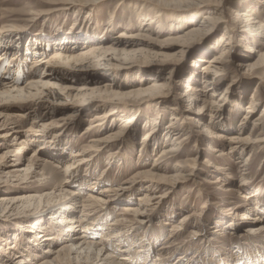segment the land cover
Masks as SVG:
<instances>
[{
  "label": "rangeland",
  "instance_id": "obj_1",
  "mask_svg": "<svg viewBox=\"0 0 264 264\" xmlns=\"http://www.w3.org/2000/svg\"><path fill=\"white\" fill-rule=\"evenodd\" d=\"M148 1L153 3L146 4L152 12L138 24L135 15L139 0H103L95 5L94 0H0V30L6 29L4 33L10 36L17 30L22 35L20 42H15L20 54L12 61L10 55L1 60L0 79H21L27 85L31 79L44 77L50 64L39 63L33 68V49L36 58L39 51H46L44 58L65 39L64 44L74 45L78 54L89 40L105 35L116 39L123 29L119 27H125L129 20L135 29L126 32L138 31L155 20L157 0ZM163 1L170 4L162 12V26L153 27L163 33H149L150 37L137 46L144 48L138 56L125 60L112 54L100 64L92 63L95 60L72 66L52 64L60 69L56 73L61 78L54 80L57 84L94 90L108 85L113 95L84 101L78 94L83 92L73 91L70 98L57 88L43 90L44 94L25 103L13 100L2 104L0 155L5 158L0 161V198L7 200L3 208L0 206V261L21 264L14 257L19 251L31 255L32 261L33 254L38 253L53 259L54 254H42L45 245L35 244L44 227L57 240L64 235L54 229V215H46L45 210L53 205L56 210L68 207L72 194L79 192L74 216L83 221L88 231L85 234L100 243L99 247L107 246L111 256L129 254L128 264H264V65L257 71L248 68L257 56L245 50L250 42L244 45L235 35L234 14L245 10V0H198L178 5L177 0ZM208 8H213V17L223 21L216 23L212 32L207 26L187 42L169 41L170 23L176 24L177 33H184L196 24L201 26ZM260 11L264 23V9ZM108 12L116 16L111 27ZM74 19L77 24L70 30ZM58 26L62 33L70 32L60 35L59 42L54 37ZM31 37L38 42L29 45ZM225 47L222 74L217 77L202 72L206 62L200 59L220 54ZM118 60L127 70L107 67L108 61ZM206 74L213 80L204 88ZM155 81L161 88L140 94L135 91ZM189 84L200 86L207 102L216 101L212 113L198 112L203 100L182 96ZM22 106L29 112L18 124L22 131L32 123L53 128L46 129L42 138H35L40 143L33 142L34 135L28 131L27 137H2ZM248 106H252L253 114L246 115ZM125 119L130 122L122 127ZM171 122L175 123L171 137L179 133L186 140L176 152L178 156L159 158ZM60 125L62 129L56 127ZM152 129L155 135L141 144L143 135ZM111 133L118 139L98 152L87 150L91 141ZM83 158L85 163L81 164ZM66 164H71V186L60 191L57 184L66 176ZM139 171L154 172L167 180L144 186L140 184L144 177L133 178ZM40 195V199L31 198ZM91 195L107 199L108 204L81 210L80 202L90 200ZM27 197L30 202L24 200ZM244 216L250 220H243ZM74 233L77 237L84 234L78 230ZM12 245L19 251L6 250ZM62 258L59 264H72L68 257ZM83 262L78 260L77 264Z\"/></svg>",
  "mask_w": 264,
  "mask_h": 264
},
{
  "label": "bare ground",
  "instance_id": "obj_2",
  "mask_svg": "<svg viewBox=\"0 0 264 264\" xmlns=\"http://www.w3.org/2000/svg\"><path fill=\"white\" fill-rule=\"evenodd\" d=\"M100 1H103V0H94V2H95L94 5L99 4ZM139 1H140L139 6H138L139 8L137 9L136 15H135V17H136L135 19H136V22H138V24H140L142 22L141 19H143V17H145V16L147 17L149 15L148 13L152 9L151 7L149 8L146 4H149V5L153 4L152 2H149L148 0H139ZM177 1H175V2L178 5L181 3H191V2L198 1V0H177ZM155 2H156L154 5L155 10H156L155 14H154L155 20L151 21L147 24H144V26L140 27V29L138 31L136 30L134 32H126L128 30L135 29L133 26L134 25L133 21L129 20L125 27H122V26L119 27V28H123V29L121 30V32H119V35L116 37V39H114V38L110 39V37L108 35H105L102 38H97V40H94V39L89 40V41L85 42L86 45H84L82 47V50L80 52H78V54L74 53V50L76 49V47L74 45L70 47L68 43L64 44L66 41L65 39L62 40L63 43H58V45H55L52 47L53 52H52V54L48 55L49 57L46 56L43 58V55L46 54V51H39L38 54H40L41 58L40 57L36 58L34 55V53L36 54V52H34L35 50L33 49L32 53H31L32 54L31 55V58H32L31 64H32L33 68L39 67L40 66L39 63L40 64L47 63L48 65L50 64L46 74L44 75V77L31 79L30 82L27 83V85L21 83V79H17V80L6 79V78L0 79V108H4L2 104H6L7 102H10L13 100H18L19 102L23 101L25 103L27 101L34 100L35 98L37 99V97L39 95L44 94L43 90H47V89L59 88L60 91L63 93L62 95H64V94L68 95L70 98L72 96L73 91L78 90L80 92H83V93H78V94H81L80 96L83 98V100L86 99V101L87 100L89 101V99L96 98L97 95L99 96V95H104L107 93H110L113 95V93H111V92H113L114 90L110 91L109 90L110 88L108 89V85H105L104 88L102 87L103 90L102 89H95L94 90L93 88H95V87H93V88L90 87V89H87V88H84L82 86L83 88L78 87L79 89H75V88H73V86L70 87V86H62V85L57 84V82H55L54 80L61 78L56 73V71H59L60 69H58L59 66L54 67L56 64H54V66L52 64L53 63H59V64L62 63L64 65L72 66V64L85 63L88 60H90V61L95 60L92 63L97 62L96 64H100L101 61H104L105 58H107L108 56H110L112 54L113 55L116 54V55H118V57L123 56L124 59L126 60V59H130L129 57H131V56H135V55L138 56L139 55L138 53H143L144 48H137V46L140 45V42L142 40L148 39L150 37L149 33H155V34L156 33H163V32H160V30L158 31V29H155L153 27H154V25H157V28L162 26V21H161L162 20L161 19L162 18V12L170 4V3L166 4L165 1H163V0H157ZM199 2H202V0H200ZM171 3H172V1H171ZM243 3L245 5V10H243L242 12H235L233 22L236 25L233 28L235 30V35L239 36V40L240 41L242 40L241 42H243L244 45L248 42L251 43L250 44L251 46H249V44L245 46V50L250 55L251 54L256 55L257 59L254 62V64L253 63H252V65L249 64L248 68L249 69L255 68V70L257 71V70H259V68H261V66L264 65V51H263L264 50V23H263V20H261V11H260L261 9H262V11L264 9L263 8L264 0L262 3L263 5H261V0H245ZM215 4H217V3H215ZM221 5H223V4H221ZM95 7L99 9V6H95ZM254 7H258V9H255ZM254 9H255V13H254ZM217 11L218 10H216V12ZM64 12H66V11H64ZM207 12L208 13L203 17L204 21L201 22L202 23L201 26L198 24H196V25L194 24L195 26H192L191 28H189L184 33H177L176 29H175L176 24L170 23V28L173 31L170 30V32H172V33L170 34L169 41H174V42L177 41V42H181V43L187 42L191 38H194V37L201 35L206 30L207 26H208V29L210 28V32H212V29L215 27L216 23H218V22L222 23L223 21L221 18H215L216 16L215 17L212 16L211 12L212 13L214 12L213 8H212V10L210 8H208ZM90 13H92V12L90 11ZM223 14L224 13H222V10H221V15H223ZM107 16L109 19L108 25H109V27H111V25L116 20L115 19L116 16H115L114 12H108ZM87 18L91 19L90 16ZM76 21H77V19L73 20V22L71 24L72 26L70 27V30L75 28V25L77 24V23L75 24ZM61 22L65 23V21H61ZM83 26H85V25H83ZM178 26H179V24H178ZM89 27H92V26L90 25ZM95 27L99 28V25L96 24ZM59 29H61V30H59ZM77 29H78V27H77ZM5 30L6 29L0 30V63H1V60L8 55H10L9 59H10V61H12L15 58V54L16 55L20 54L19 49L16 48L18 46L16 45L15 42L19 43L20 42L19 38L22 35H20L19 32L17 33V30H14L16 34H14L12 36H10V34L6 35L4 32H7V31H5ZM57 32H59V34H57ZM57 32L54 33V34H56L54 37H55L56 41H58V42L60 39V35L70 34L69 31L66 33H62L63 31H62L61 27L58 28ZM224 37H225V34L221 35L219 37V40H217L216 45H219ZM38 40L39 39H35V38L31 37L28 39L27 42H30L29 45H33V44H36L38 42ZM75 40H78V39H75ZM254 44H256L258 47H255ZM228 45H229V43L225 44V46H228ZM63 50L66 52L64 53ZM68 50H70V51L68 52ZM71 50H73V51H71ZM11 52H13V53L11 54ZM226 53H227V48L225 47L223 50H221L220 54H216L210 58H201L200 59L201 61L204 60V62H206V64L202 67V72H206V73L212 72V73H215L217 77L220 76L222 74V72L224 71V69H223L224 64L223 63H225L224 61H225ZM67 54L69 56H67ZM47 57H48V59H47ZM40 59H42V60H40ZM124 65H126V64L121 60L115 61V63H112V61L111 62L108 61L107 67H109L111 70H114V71L127 70V68H125L126 66H124ZM64 67L65 66L60 67V68H64ZM206 78H207V82L204 83V84H206L205 85L206 87H204V88H207L209 86L208 82H210V84H211L212 80H213L212 79L213 77H211L210 75H207ZM159 88H161V85H159L155 81L151 85H149L145 88H140L139 90H135V91L139 92V94H140V93L148 92L151 90H156ZM198 92H202V93L200 94ZM204 93H206V92L203 91V89H201L200 86L195 87V86L189 84V85H187V89L182 96L185 98L186 97L194 98L195 101L203 100V105L198 108V112H200L201 114L212 113L215 110L214 105L216 104V101L213 99L211 102L210 101L207 102V100H205L203 98L204 95H206ZM110 94H109V96H110ZM115 96H116V94H115ZM99 97L102 98L101 96H99ZM99 97H97V98H99ZM103 99H100V101L105 102V101H103ZM111 99H113V98H111ZM113 100H115V99H113ZM252 105H253V103H252ZM20 109H21V111L16 113L13 117L14 120H12L13 123L11 124V127H9V125H8L9 128H8L7 132H5V134L2 135V137L4 139L6 137H11V136L13 137L12 139H15L18 135H22V136L24 135V137L25 136L27 137V131H28V133H32L34 135L33 142H36V143L39 142L40 143L41 140L35 139V138H42L44 136L43 133L45 132L46 129H49L50 131H52L51 129H53V128L47 127L45 124L35 125L32 123L31 126L26 131H22L23 130V129L21 130L22 125L19 126L18 124L22 123L23 119L28 118L29 112H28L27 108H24V106L20 107ZM251 113L253 114L252 106H248L247 110H246V115H249ZM97 118H100V117H97ZM175 118L176 117H172L171 120H176ZM244 119H247V118L245 117ZM129 122H130V119H125L122 123V125H123L122 127H125L124 123L127 124ZM61 125L56 126V127L61 128ZM174 125H175L174 122H171L168 125V129H170V130L164 136L166 138V140H165L166 142L164 143V147L158 153L159 158H163V157H168V158L173 157L174 158V157L178 156L176 154V152L178 150H180L182 143H184V141L186 140V136L182 137L179 133H177L171 137L172 132L175 130ZM33 128L36 130L32 131ZM154 135H155V133L153 132V129L151 131L146 132L143 135V139L141 141V144L145 143L148 139H150ZM116 136H117L116 133H114V134L111 133V134H108L107 136H105L103 138L93 140V141H91L90 146L88 147L87 150H92L94 152H98L100 149L104 148V146H108L111 142H114L115 140H117L118 138H116ZM171 139H173V142H171ZM20 143L25 144L22 139H20ZM19 146H20V144H19ZM168 146H170V147H168ZM235 148H238V147L236 146ZM240 148H242V147L240 146ZM41 153L44 155L46 154L43 151ZM87 153H88V151H87ZM47 154H49V152H47ZM83 154H81L82 155L81 157L85 156ZM3 156L4 155H2V154L0 155V161H1V159L5 158ZM77 156H79V155L78 154L73 155V157H77ZM158 159H156V160L158 161ZM80 163L81 164L85 163V159L83 158V161H80ZM70 166H71V164H69V165L66 164L65 169H64L65 172H63L66 176H64L63 180L57 184V188L60 189V191H63L64 187L71 186L69 178H68L70 175V171H69ZM27 170H29V169H24L25 172H27ZM68 171H69V173H67ZM174 176H176V175H174ZM179 176L182 177L181 175H179ZM141 177L142 178L144 177L145 182L141 183L139 180H138V182H140V184H142L144 186L146 185L147 182H150V184L159 185L160 182H163V181L165 182V180H167L165 177L158 176L157 174H154V172H150V171H146V172L139 171V172H136L135 175L133 176V178H137V179H141ZM180 177H178V179ZM169 180H171V179H169ZM177 182H179V181H177ZM63 184H65V186H63ZM103 192H107V191H103ZM70 194H72V193H70ZM72 196H74L73 199H70L69 203L66 204V205H68V207L65 206L66 208H64V206H63V208L59 207L56 210L54 208L55 206L53 205V206H51L45 210L46 215L47 214L54 215L52 217V219L54 220V223H52V224H54V229H56L57 231L61 230L62 232H64V235L62 237H60L59 240H57V238L55 239L54 234L53 233L48 234L49 230L45 229V227H44V230L40 232L41 234L39 233L36 236V239L38 240V243L37 242L35 243L36 246H44L45 245V249L42 250V254H54L55 257L53 259L49 260L47 256H44V255L41 256L38 253V254H33V260L34 261H32V259L29 260V257L31 255H25L24 256L23 253H21L19 251V249L16 247V245L8 246V248H6V250H15V249L18 250L19 251L18 256H14V257L17 258L21 264H59L61 262V260L63 259L62 257H65V256L69 258V260H70V262H72V264H75V263L77 264L78 260L79 261L84 260L83 263H85V264H128V261L130 258H128L127 256L129 254L121 255L120 258L119 257L116 258L114 256H111V254L108 253L109 250H108L107 246L99 247L98 244H100V243L92 242L93 239L90 240V237H89L90 235L88 236L87 234H85V232L87 233L88 231L83 228V226H82L83 221L79 220L77 218V216L76 217L74 216V214H75V206L74 205L76 204L75 202H77V200H78L79 192L72 194ZM33 197L34 198L37 197L40 199L42 197V195L32 196L31 198H33ZM89 198H90V200L87 199V200L80 202L79 207L82 208L81 210H85V209L87 210L88 208H91L92 206H94V204L97 206H100V205L102 206L104 204H108L107 199H104L102 197H94L91 195V196H89ZM142 199L144 200L145 196ZM142 199H139V201ZM6 200L7 199H5V198H2V197L0 198L1 208H3V206L5 205ZM24 200H26L27 202H30V198H28V197H27V199L25 198ZM12 201H10V202H12ZM38 202H40V200ZM128 211H132L135 213V212H138V209L137 208L136 209L129 208ZM242 219L243 220L244 219L250 220L249 216H246V217L244 216V217H242ZM81 228H83V230H81ZM76 230H78L79 232L81 231V233H84V234L79 235L77 237L76 236L77 234L74 233ZM28 233L31 234L32 231L30 230ZM59 243H61L62 246L60 244L58 246V248L56 247L57 249L54 250L53 246H55V245L57 246ZM10 254H12V252H10ZM34 257L35 258L40 257V258L38 260L36 258V260H35ZM5 260H8V259H4L3 261H0V264H7L8 261L5 263L4 262Z\"/></svg>",
  "mask_w": 264,
  "mask_h": 264
}]
</instances>
